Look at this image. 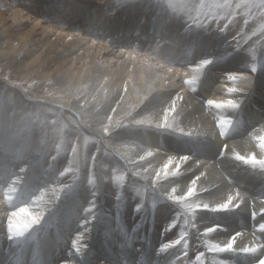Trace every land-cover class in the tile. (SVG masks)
Segmentation results:
<instances>
[{
    "label": "bare ground",
    "instance_id": "bare-ground-1",
    "mask_svg": "<svg viewBox=\"0 0 264 264\" xmlns=\"http://www.w3.org/2000/svg\"><path fill=\"white\" fill-rule=\"evenodd\" d=\"M1 1L0 20L9 19L11 22L8 23V27L21 24V26L12 29L11 37L17 40L21 46H27L26 56L28 61L25 65H35L37 63V66L44 70V75L47 73L52 74L59 85L63 84L70 87L72 84L88 83L97 86L101 82L103 86L112 88L123 85L122 94L130 99L136 98L143 91L147 93L155 88L160 90L159 93L156 92L158 95L155 96V103L157 106L162 104L160 107L163 115L165 114V105L163 104L169 101L170 97L174 98L173 101H170L173 105L169 102L168 107L173 109V106H176L172 111L178 114L181 123L188 126V128L189 126L192 129L200 127L206 130V126L210 125V121L211 124L213 122L218 123V120L224 122L227 129L217 130L206 137L205 142L201 143L199 148L192 146L191 142L187 140L179 147L178 144L174 145L172 139L164 136V134L162 136H156V133L148 135L150 133L146 131H136L131 134L146 143L145 149L151 153L150 157L159 158L157 165L161 164V168L167 162L170 163L164 159V155L172 154L171 149L181 151L176 157H173V160H177L175 167L181 174L178 178H175L178 182L168 181L167 183L159 182L155 184L150 177L146 179V181L156 185L159 190L167 193V191H170L171 186L173 188L180 183L192 184L194 188L199 187L201 189L209 187L204 194L202 193L203 196L200 200H205L203 203L207 204L208 207H203L196 224L187 227V238L189 233L192 232L198 240L203 241L204 236L209 233L214 237L212 239L215 242L214 244L227 241L228 257L230 258H224L225 264H236L238 261L240 263V260L245 259L248 260L244 264H264V241L262 243L255 241V238H252L251 230H249L252 227L254 229L260 221L264 220V174L262 170V173L255 171V174L251 168H246L247 166L243 165L244 162L241 164L230 157H226L229 152L234 153L237 149L240 150V148L246 147L245 154L249 153L258 158L261 156L264 158V69L251 74L245 72L246 69H252L256 64L255 61L251 60L252 57L248 55L250 53L247 55L241 53L236 55L238 58L221 61V54L226 49L225 44L222 46L218 43L211 33L209 37H203L202 40H199L194 38L186 30L187 28L183 29L184 25L176 24L174 21L163 23L160 18H157L158 16L152 21L150 14H145L144 20H141L138 13H133L135 18L138 19L137 23L130 25L133 20V15H130V12L118 10L113 15H106V13H103L105 7L102 4L92 5V0H80L78 2L83 3L76 2L75 5L70 3L69 6L60 0L62 2L55 3L56 6H60L58 9L51 6L55 12L57 11L58 15H55V13L54 17L50 18L49 23L44 19L47 13L45 15L39 13L38 15L37 12H31L36 7L35 5L33 7L29 6L33 0H27L29 4L25 0ZM92 8L101 13H96ZM37 11H39L38 8ZM124 12L129 16V19L120 25L118 23L121 21L117 19H120ZM32 13L33 21L29 19ZM4 15L6 16L3 17ZM39 16L42 18H39ZM27 21L31 23V27L30 31L25 32L22 29ZM42 21L47 22L43 24ZM77 23L82 26L77 27ZM243 25V21L238 22L240 28ZM114 26L115 31L108 30ZM151 36L155 41L144 43L145 37L148 39ZM154 37L156 38L154 39ZM134 39L138 40L133 42ZM233 40L232 42H235ZM232 45L234 44L230 46ZM214 61H217L216 64L220 65L215 67L213 71L209 70L213 67ZM226 67L229 70H226ZM216 68L220 70H216ZM233 70L238 71H234L235 73L230 72ZM112 88L110 89L113 91ZM194 89H198L199 93ZM107 94H109V90ZM197 96H202L203 101H197ZM99 97L102 99L101 96ZM254 99L259 100V102L254 103ZM48 101L51 103L62 102L57 103V105L59 104L65 109L70 108L71 105L69 100L63 102L49 99ZM107 101L111 102L110 99ZM150 103L145 105L150 107L152 105ZM243 106L247 107L249 114L245 118L244 126L240 130H236L234 127L237 121L243 118L244 113L242 111L238 115V111H234L233 108H242ZM80 113L83 112L80 111ZM236 114L237 117L234 116ZM90 130L100 136L104 134L98 131L96 127H91ZM3 131L1 132L0 129V184L5 185L9 176H11L7 186L11 189L3 190L0 188V238L6 241V238L9 237L8 241H11L9 245L22 246L23 244H30L31 250L37 249L43 257H46V259H43V264H50L51 261L55 262L53 261L55 257L66 254L71 255L70 259H74L72 254L79 257L74 259V262L72 260L67 261V264H83L87 255L96 253L93 249V247L96 248V243H93L100 233L98 227L102 225V227L105 226L103 231L105 230L108 233L104 247L106 251H103V257L92 258L91 261L95 264H195L196 249L194 247L198 246L193 245L194 247L191 249L180 247L181 244L176 242L179 241L177 238L178 228L168 226L174 215L172 203L168 202L159 206L160 210L155 214L150 229L145 223H140V219L135 215L132 202L126 201L121 205L117 201V197L114 196L116 191L112 187L113 183L111 184L109 178L113 175L112 172L110 174L101 168L102 172L105 173H102L100 177L102 178V186L99 187V192L96 194L93 189H86L85 185L81 189L68 192L66 190L73 180L71 181L67 175H62L60 170L64 165L63 161L58 160V157H53L48 153L49 151L42 152L39 138L35 136L19 138L11 136L9 131ZM192 133H194L193 130ZM242 134H246L248 138H251L253 145L248 144L245 146L244 144L247 141L246 138L241 137ZM59 136L61 135L59 134ZM152 136L155 137L152 138ZM167 142L171 145L168 146ZM224 148L226 150L224 156H218L219 149L224 150ZM102 149L101 146L97 149L96 166L100 163H98V160H100ZM140 152L141 150H138L136 155H141ZM190 153L195 154V157H192ZM6 154L8 155L6 156ZM120 154L126 157L124 153L120 152ZM66 155L64 154L65 157H67ZM125 159L128 161V158ZM254 160L259 161L260 159ZM17 167L19 168L14 172ZM252 172L255 174L254 176ZM131 177H128L130 183ZM230 178H232V181H230ZM33 179L39 181V183L34 185ZM91 181L93 182V180ZM43 182L45 183L40 185L42 189H36L37 185ZM205 184L209 185L204 187ZM47 187L53 190L48 191L46 190ZM35 190L40 191L36 193ZM79 193L85 197L74 199L73 197H76ZM128 193L127 189H124V194L128 196ZM245 193L248 194L244 199ZM113 197L116 198L113 199ZM216 197H219V199L216 200ZM26 200L31 204L17 207L19 203H25ZM65 200H69L68 204L62 207ZM76 204L81 207L79 211H76L73 207ZM229 209L233 210L229 213L226 212ZM254 212L255 214L252 216ZM224 214L235 215L237 220L240 219L241 226H238L239 223L235 225V222H228L224 218ZM70 219L73 221L71 222ZM163 219H165L164 224L167 225L161 224ZM214 220L223 221L226 229L216 228ZM48 221L53 225L45 227L46 236L41 241V247L37 245V238L31 242L18 241L19 237L15 239V236L24 235L25 229L33 230L41 225L39 222L48 223ZM12 226H15V228L12 229ZM244 228L246 229L244 230ZM233 232L236 233L234 237L230 235ZM247 232L252 236H246ZM113 233L120 237L119 244L123 246L120 250L121 254L114 252L117 245ZM261 233L263 232L261 231ZM136 240L140 243L134 247L132 244ZM108 244H112V246L109 247ZM71 245H74L75 249L71 250ZM4 247L0 249V264H8L3 260ZM163 248H166V250ZM123 253L124 255H122ZM242 253H249V257L238 260ZM137 255L139 256L136 257ZM256 255L263 256L262 260L256 261L257 259L254 258ZM232 258H236L237 261H231ZM207 264L211 263L208 262Z\"/></svg>",
    "mask_w": 264,
    "mask_h": 264
},
{
    "label": "rangeland",
    "instance_id": "rangeland-1",
    "mask_svg": "<svg viewBox=\"0 0 264 264\" xmlns=\"http://www.w3.org/2000/svg\"><path fill=\"white\" fill-rule=\"evenodd\" d=\"M59 1L60 0H33L29 4V1L25 0V2L28 3L30 7H33L34 5L36 6L35 10H31V12H37L38 15L39 13H44V15L47 13L46 16H44L46 17L44 19L47 20L48 22L42 21L43 24H45L46 22L49 23L51 21L50 18L54 17V14L57 11L55 12L52 7H57L58 9L60 6L59 5L56 6L55 3ZM62 1L64 2V4L69 6L70 3L72 5L74 3L75 5V3L80 0H62ZM0 2L2 3L1 0ZM78 3H83V2H78ZM99 4L100 5L102 4L105 7V8L103 7L104 8L103 13H106V15L107 14L113 15V13L117 12L118 10L119 11L123 10L127 13L130 12V15H133L132 17L133 20L130 25L137 23L138 18H135L133 13L135 14L138 13L140 15L141 20H144L145 14L146 15L150 14L152 21L156 16H158L157 18H160V20L163 23L165 21H171V22L174 21L176 22V24L184 25L183 29L187 28L186 30L189 33H191L194 38H197L199 40H202L203 37L207 38L212 34L213 36H215L218 43L222 44V46H224L225 44L224 47L226 49L224 50V53L221 54L220 57L222 58L221 61L230 58H238L236 55L241 53H244L245 55L250 53L248 55H250L253 59L250 56L249 57L251 58L252 61H255L256 64L254 67H252V69L251 68L246 69L245 72L247 71L249 74H251L253 72L257 73L259 70L264 69V26H263L264 0H98V1L92 0V5L98 6ZM106 4H108L109 7ZM79 6L82 7L81 5ZM37 8L39 9V11H37ZM92 10L95 11L96 9L92 8ZM95 12L99 14L101 13L100 11H95ZM125 12L120 17V19H117L121 21L120 23H118L120 25L129 19L128 18L129 16L126 15ZM55 15L58 14L56 13ZM5 16L6 15H4L3 17ZM39 18L42 17L39 16ZM29 19L33 21V13L31 14V16H29ZM240 21H243L244 23L242 28L238 26V22ZM9 22L11 21L6 18L0 20V129L1 132L3 130H4L3 132L9 131L11 133V136H17L19 138H29L32 136L39 138L40 150L42 152L49 151L48 153H50L53 157L54 156L55 158L58 157L57 158L58 160L63 161L64 165L60 170L62 171V175L64 176L67 175L68 178L71 179V181L73 180L69 188L66 190L68 192L74 189L77 190L81 189L85 185L86 189L89 190L93 189L94 193L96 194L97 192H99L98 190L99 187L102 186V182H101L102 178H100L102 173L104 174L107 171L108 173L111 174L112 172L113 175H111L109 178L111 184L113 183L112 187L116 191L114 193V196L117 197V198L113 197V199L116 198L117 201L121 203V205H123V203H125L126 201L132 202L136 217L140 219V223H145L150 229L152 227L153 224L152 221L154 219L155 214L157 213V211L159 212L160 210L159 206L161 204H167L168 202L172 203L174 209V213H173L174 215H173V219L170 221V224L168 226L170 228H175V229L178 228L179 233L177 238L179 239V241H176L177 244L180 243L181 244L180 247L182 248L184 247L185 249H191L194 247L193 245L199 247V248L194 247L196 249V253L194 255L195 264H207L208 262L211 264H225L224 263L225 259L230 258L228 257L229 251H228L227 241H225L224 243L218 242L214 244L215 242L212 241L214 237L211 236L209 233H207L204 236L203 241L198 240L197 237H195L194 234L189 230L188 231L190 233L187 238V227L196 224L198 216L200 212L203 210V207L204 206H205L204 208L208 207L207 204L203 203L205 200L204 201L203 200L200 201V200L202 199L203 196L202 193L204 194L205 190L209 188L207 187L209 184L204 185V187L205 186L207 187L206 189H201L199 187L194 188L192 184L180 183L176 187L174 186L172 188L171 186L170 191H167V193L162 192L157 188L156 185L152 184L150 181H146V179L150 177V179H152L155 182V184H158L159 182L167 183L168 181H173V182L177 181L175 178H178V176L181 174L179 173V171H177L175 167L177 160L176 159L173 160V157L174 156L176 157L177 154L181 151L176 149H171L172 154L170 155H173L172 157L169 154L164 155V159L168 160L170 163L167 162L166 165L163 168H161L162 166L161 164L157 165V163L159 162V158L150 157L151 153L145 149L146 143L136 138V136H133V134H131L132 132H136V131H141V132L146 131L150 133L148 135H153L154 133H156V136L158 135L162 136L164 134V136H167L172 139L171 141L174 145L178 144L179 147H181L180 145L187 140L191 142L192 146L199 148L201 146V143L203 144L205 142L206 137H209L217 130L227 129L224 122L218 120V123L213 122V124H211L212 122L210 121L209 123L210 125L206 126L207 127L206 130L201 129L200 127H197L196 129L195 128L192 129L189 126L188 128V126H185L184 124L181 123L178 114L175 111H172L175 109L176 106H173V109H170L168 107V105H170L169 102L173 101L174 98L170 97L169 98L170 100L163 104L165 105L164 106L165 114L163 115L162 109L160 107L162 104L157 106V104L155 103V99H156L155 96L157 97L158 95L157 93H159L158 91H160L155 88H153V90L147 93L146 91H143L139 95L140 97L137 96L136 98L134 97L130 99L128 96H124L122 94L124 88L123 85L114 86V88L110 86H103L102 82L99 83V85L97 86H92L89 85L88 83H83V84L81 83L75 85L72 84L70 87H67L66 85L63 84L59 85L57 80L53 77L52 74L47 73L44 75L45 73L44 70H42L41 67L37 66V63L35 65L33 64L25 65V63H27L28 61L26 56V52L28 51L27 46L26 45L21 46V44H19L17 40L12 39L11 37V32H13L12 29L14 27L21 26V24L12 23L14 24V26L8 27ZM81 26L82 25L79 26V23H77V27L80 28ZM30 27H31V23L27 21L22 30L28 32L30 31ZM108 30L112 32L115 31V26L113 28H109ZM155 38L156 37H154V39ZM137 40L138 39H134L133 42H136ZM232 40L235 42H232ZM144 41H145L144 43H148V42L153 43L155 40H153V36H151L148 39L145 37ZM231 44L234 45L230 46ZM216 63L217 61H214L213 67L209 68V70L213 71L215 67H218L220 65ZM216 70H220V69L216 68ZM226 70H229L228 67H226ZM234 71L235 70L230 72H234ZM110 88H112L113 91ZM99 90L100 91L103 90L102 91L103 93L100 92ZM108 90H109V94H107ZM197 90L198 89L196 90L194 89V91L199 93V91ZM41 96L43 98H40ZM99 96H101L102 99ZM49 99L63 101V102L69 100L71 102L70 108L65 109L63 106L59 104L57 105V103H62V102L51 103L50 101H48ZM108 99H110L111 102H108L107 101ZM196 100L201 102L203 101V97L197 96ZM254 101H255L254 103L259 102V100L257 99H254ZM107 102L108 104H106ZM147 103H150L153 106L150 105V107H148L147 105H145ZM71 106L74 107L71 108ZM243 107L242 108L238 107L235 109L233 108L234 111H238L237 112L238 115L240 112L242 113V111L244 113L243 118L240 121H237L234 127V129L236 130H240L244 126L245 118L249 114L247 107L246 106L244 108ZM91 109L94 110L92 111ZM80 111H82L83 113H80ZM238 115L236 114L234 116L237 117ZM51 124H53L54 126H52ZM91 127L92 128L96 127L98 131L104 133L103 136L102 135L100 136L92 132L90 130ZM192 130L194 131V133H192ZM59 134L61 136H59ZM154 137L152 136V138ZM241 137L246 138L247 143L244 144L245 146H247L248 144L253 145L251 138H248L246 134H242ZM166 144L168 146L171 145V143L169 142H167ZM100 146L103 149L99 158L100 160H98V163L99 162L100 163L98 166H96L97 164L96 153L98 151L97 149H99ZM246 149H247L246 147H242L240 148V150L237 149L234 153L229 152L226 157L227 158L230 157L234 159L236 162H240L241 164H243L244 162L243 165L247 166L246 168L249 167L254 172L258 171L260 173L263 172L264 174V161H263L264 158H262V156L258 158L257 156H254L249 153L245 154ZM138 150H141L140 152L141 155L138 154L136 155ZM119 151L122 152V154L124 153L126 157L122 156ZM225 151H226L225 148L224 150L219 149L218 156L223 157L224 153H226ZM64 154L65 155L67 154L66 155L67 157H65ZM7 155L8 154H6V156ZM190 155L192 157H195V154L190 153ZM125 158H128V161ZM254 159H260V160L255 161ZM172 161H174V163H172ZM135 164L137 165L135 166ZM18 168L19 167L14 169V172H16L15 170H17ZM101 168L105 172H102ZM255 174L253 173L252 175L254 176ZM167 175L170 177H168ZM129 176H132L131 183L128 178ZM9 178H11V176H9ZM9 178L6 181L5 185L2 183L0 184V188H2L3 190L11 189L10 187L7 188L11 180V179L9 180ZM91 180H93V182ZM33 181H34V185L39 183V181H36L34 179ZM230 181H232V178H230ZM44 183L45 182L37 185L36 189L41 190L42 186L40 185ZM52 184L54 183L52 182ZM48 187L46 188V190L48 191L53 190L52 188L50 189ZM184 187L187 188L186 191H184L185 190ZM124 189H127V191L129 192L128 196L124 194ZM40 190L38 191L35 190V191L36 193H39ZM191 192L194 196L191 194ZM245 194L246 195L244 199L247 197L248 193ZM84 197L85 196L79 193L77 194L76 197L73 198L77 199ZM215 199L217 200L219 199V197H216ZM66 201L67 200L63 202L62 207H65L66 204H68L69 200L67 202ZM30 204L31 202H28V200H26L25 203H19L17 207H21L23 205H30ZM250 206H252V204H250ZM73 207L76 209V211H79L81 209V207H78L77 204L74 205ZM232 210L233 209H229L226 212L229 213ZM254 214L255 212L252 214V216H254ZM246 215L247 214L245 213V216ZM234 216L235 215L224 214V218L228 220V222H233V223L235 222L234 223L235 225L239 223L238 226H241V222H239L240 219L237 220V217L235 216L234 218ZM70 220L71 222L73 221L72 219ZM214 221H215L214 225H216V228L222 227L219 229L222 230L226 229L224 227L225 224L223 221H219V220H214ZM164 223H165V219H163V222L161 224ZM39 224L41 225H38V227L34 228L33 230L25 229L24 235L15 236V239H18L19 237L20 239L18 241L31 242L37 238L38 239L37 245L38 247H41V241L46 236V232L44 229L47 225L52 226L53 223H50L48 221V223L39 222ZM259 224H257V226L254 227V229L253 227L249 229L251 230L253 236L250 235L248 232H247L248 234L246 233V236L248 235L252 236V238H255V241H257L258 243H262V241H264L263 239L264 227H262L264 226V220L260 221ZM14 228L15 226L14 227L12 226V229ZM103 228H105V226L102 227V225H99L98 232L100 233L97 239L94 240L93 243V244L96 243V248L93 247L96 253L87 255V258L84 259L83 264H95L94 262L91 261L92 258L96 259L103 257V251H106L104 247L108 235V233L105 230L103 231ZM246 228H244V230ZM261 231L263 233H261ZM233 233L230 235H233L234 237L236 233L235 232ZM113 237L117 245V248L114 250V252L121 254L120 250L122 249L123 246L119 244L120 237L116 233H113ZM8 238L9 237L6 238V241H4L3 238H0V249L5 246L3 249V260L5 262H7L8 264H43V259H46V257H43L41 252L39 253L37 249L31 250L30 244H23L22 246H19L17 244L9 245L11 241H8ZM139 243L140 242L136 240L132 245L136 247L139 245ZM108 245L109 247L112 246V244H108ZM71 246H72L71 250L75 249L74 245ZM163 249L166 250V248ZM53 250L55 251L56 249L54 248ZM248 254L249 253H242V255L238 257V260L240 258L249 257ZM122 255H124V253ZM73 256L74 259L79 258L74 254H72V258ZM138 256L139 255H137L136 257ZM70 258L71 255L69 256V254L59 255L55 257V259L53 260L55 262L51 261L50 264H64V262L65 264H67V261L70 260L74 262V259H70ZM254 258L257 259L256 261L259 262L260 260H262L263 256L256 255L254 256ZM235 260L237 261L236 258L231 259V261L233 262ZM246 260L248 259L242 261L240 260V263L238 261L236 264H244Z\"/></svg>",
    "mask_w": 264,
    "mask_h": 264
}]
</instances>
